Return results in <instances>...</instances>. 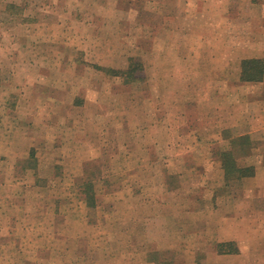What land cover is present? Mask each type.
Listing matches in <instances>:
<instances>
[{"label":"crops","instance_id":"0c3cea01","mask_svg":"<svg viewBox=\"0 0 264 264\" xmlns=\"http://www.w3.org/2000/svg\"><path fill=\"white\" fill-rule=\"evenodd\" d=\"M55 1L42 0L37 8L32 1H24L28 17V10L33 8L42 12L41 18L45 21H36L33 17L25 19L22 40L65 41L56 55L74 58L76 55H88L82 43L89 42L90 55L95 60H86L92 64L81 63L80 66L64 68L70 72L89 70L88 67L94 68L93 64L108 70L126 71L130 67L131 54H127L126 60L115 63L114 48L101 52L99 44L114 40L118 34H122L123 40H130L135 32V40L146 39V27H143L148 23L146 11L154 16V24H150L157 28L153 50L149 54L141 52L142 57L152 55L155 58L151 69L155 73L153 100L156 104L155 140L152 144L155 152L160 153L164 150L162 136L167 133L170 141L165 152H186L193 157L192 163L176 161L178 163L173 166L186 171L201 169L206 175L201 196L190 198L195 203V210L187 213L195 217L205 216L202 233L208 240L203 239V242L212 254H208L204 264H226V260L233 261V264H264V0H60L59 14L64 12L59 19L60 25L55 23L54 10L58 8ZM131 9L138 10V13L134 14ZM33 26H36V32ZM72 44L74 46L71 47ZM122 54L126 55V52ZM253 60L260 61L261 65L259 69L254 67V76L248 77L247 73L253 68L246 71L244 63ZM81 77L74 75L71 77L73 80H69L64 76L59 86L69 91L44 98H16L18 85L11 86L10 82L0 81V97L7 89L4 106L11 110L7 115L0 112V164L3 163L11 172L23 164L18 154L24 153L23 159H26L25 166H21L24 176L16 177L14 174L11 180L1 178L0 182L6 183L1 185L3 189L7 185L19 184L25 185L27 192L39 189L44 178L36 172L42 167L50 169L45 177L50 183L53 179L66 182L69 164L68 157L62 154L68 152L67 144H72V151L79 155L99 150L96 144L91 143L89 147L87 140L98 131L104 119L106 126L116 120L109 106L105 114L99 111L102 102L97 82L93 90L89 86H81L78 92L73 93L74 85H78L76 81ZM167 88L171 89L170 103L164 100L167 97L163 91ZM44 103L58 108L52 112L46 109L38 112L34 106ZM165 103L172 105L170 114L163 112ZM18 105H25L26 111L22 112L16 107ZM67 106L72 109L70 114L60 111ZM15 108L16 111H13ZM145 116L142 114L140 117L144 119ZM19 119L28 126L24 132L19 129ZM125 119L130 124V117ZM33 122L43 133L40 141L36 137L38 134L34 133ZM174 122L177 124L174 125ZM55 130L57 134L65 132L66 136L61 133L58 136L46 135L55 134ZM129 131L131 134V129ZM67 133L73 136L72 142H66ZM93 139L96 136L91 141ZM190 139L194 144H179ZM235 140L239 143H233ZM229 153L234 157L236 169L244 170L246 175L240 172L227 174L229 162L225 157ZM44 160L45 165L42 163ZM89 160L92 157H81L75 165L80 173L75 175L74 195L81 201L88 199L84 194L86 182L82 175L84 168H88L84 165ZM166 168L171 169L169 166ZM183 173L179 171L176 175L182 179ZM4 175L9 176V172L0 177ZM176 189L166 182L161 187L165 193ZM90 192V200L98 206V193L93 186ZM106 196L108 200L112 195L107 193ZM2 199L7 200V194H2ZM203 203L205 207L199 206ZM82 211L76 208L73 212ZM8 216L15 218L12 212ZM80 222L83 223L82 220ZM11 225L0 228V248L16 242V230ZM191 231L201 233L198 228L191 227ZM74 245L77 250L82 248L81 242L75 241ZM145 246L139 248L143 250ZM123 247L128 249V256L131 255L130 245ZM77 254L81 261L82 255L76 251ZM139 257L144 264L147 263L146 252L139 253ZM10 259L13 261V257Z\"/></svg>","mask_w":264,"mask_h":264},{"label":"rangeland","instance_id":"374dc122","mask_svg":"<svg viewBox=\"0 0 264 264\" xmlns=\"http://www.w3.org/2000/svg\"><path fill=\"white\" fill-rule=\"evenodd\" d=\"M24 1L26 0H0V81L10 82L11 86L18 85L16 98L20 96L44 98L63 95V92L69 91L60 89L59 85L62 82L60 80L64 76L69 80H73L71 77L74 75L82 76L79 80H74L78 85H74L73 93L78 92L81 86H89V89L93 90L92 87L97 82L102 102L99 111L105 114L107 108L110 107L116 121L106 126L107 122L104 119L103 123L98 126V131L87 140L89 147L91 143L98 146L97 152L75 154L72 151L73 145L67 144L68 152L66 150L67 153L62 154L68 157L69 168L66 182L61 181L60 183L59 180L53 179L50 183L48 177L45 178L50 169L45 167L36 172V175L44 178L43 184L37 190L27 192L26 186L22 184L7 185L6 189H3L1 185L6 183L0 182V228L10 227L9 224L12 223L11 226L16 230L14 232L16 242L13 245L4 244L0 248V264H144L142 258L139 257L141 252L147 253L146 264H204L208 254H212V250L207 245L205 247L203 242V239L208 240L202 233L205 216L195 217L194 214L188 215L187 213L195 210L193 209L195 203L190 198L201 196L204 191L202 182L206 175L202 174L201 169L186 171L173 166L174 163L177 164L180 161L192 163L193 157H191L192 154H186V152H178V154L165 152V147H168L166 145L170 141V137L166 136L167 133L162 136L164 150L160 153L155 152L152 144L155 140L153 133L156 129V104L153 100L155 73L152 71L155 58L152 55L142 57L141 52L149 54L153 50L157 28L150 24H154V16L146 11L148 23H146L147 26L143 25L146 27V39L135 40L137 36L135 32L132 33L130 40L125 41L122 34H118L110 42H99L101 52H106L107 48H114L115 63L126 60L127 54H131L130 61L133 60L131 62L138 66L134 71L137 79L127 81L94 64V68L88 67L89 70L65 71L64 68L69 65L92 64L86 61L95 60V57L90 55L89 42L82 43L88 55H76L75 58L70 56V61V57L56 55V52H60V46L66 43L65 41L58 39L49 43L39 39L23 41L25 19L33 17L36 21H45L41 18L42 12H37L33 8L28 10V17ZM28 1H32V5L35 4L36 8L43 3L42 0ZM56 3L58 8L54 10L55 23L60 25L59 19L64 12L59 14V6L62 2L56 0ZM131 10L134 14L138 13V10ZM24 14L27 17H23ZM34 28L36 32V26ZM134 28L139 29V26ZM123 51L126 55L122 54ZM54 85L57 86L53 87ZM7 91V89L4 90L0 97V112L6 115L11 111L4 106V99L8 96ZM170 94L171 89L167 88L163 91V95L167 97L164 100L169 103L172 100ZM166 104L163 106V112L170 114L172 105L167 104L166 106ZM16 107L22 112L26 111L25 105ZM34 107L38 112L41 110L43 112L45 109L52 112L58 108L46 103ZM20 110L17 109V112L19 113ZM13 111H16V108ZM60 111L70 114L72 109L69 110L67 106ZM142 114H146L144 119L140 117ZM127 116L130 117V124L128 120H123ZM33 125H35L34 133L38 134L37 140H42L40 139L43 135L40 133L41 129L35 122ZM18 126L20 130L23 129L21 132L28 127L22 120ZM129 129L132 131L131 134L128 133ZM55 132V134L46 135L58 136L61 133L62 136H66L65 132L58 134L57 130ZM87 134L89 136V131ZM95 136L96 139L91 141ZM67 138L66 142L73 141V136L69 133H67ZM179 144L181 146L192 145L194 142L190 139L186 143L180 141ZM18 155L22 158L21 166H25L26 159H23L25 154L21 152ZM81 157H92V160L84 165L88 168H84L82 175L84 183L86 182L84 186L86 189L84 194L88 198L86 201L77 200L78 197L74 195L75 175L80 173L75 165L76 162H80ZM42 163L45 165V160ZM21 166L10 172L1 163L0 175L9 172V176L4 175L0 179L9 178L11 180L14 174L16 177L24 176L25 171ZM162 166H169L171 169ZM179 171H184L182 179L176 175ZM164 182L177 189L165 193L161 190ZM91 185L98 193V206L94 200H90ZM78 190L77 187L76 191ZM107 193L112 195L108 200ZM2 194H7L8 199H2ZM205 205L204 203L199 204L203 207ZM76 208L83 211L74 213ZM10 212L13 216L15 215V218L8 216ZM191 227L200 229L201 233L192 232ZM210 237L214 239L213 234ZM75 241L81 242L82 248L75 249ZM126 245H130L131 255L129 256L128 249L123 247ZM142 245L143 247L146 245V249L141 250L139 247ZM76 251L82 255L81 261ZM76 259L78 262H75ZM225 263L233 264V261L226 260Z\"/></svg>","mask_w":264,"mask_h":264},{"label":"trees","instance_id":"16d2710c","mask_svg":"<svg viewBox=\"0 0 264 264\" xmlns=\"http://www.w3.org/2000/svg\"><path fill=\"white\" fill-rule=\"evenodd\" d=\"M133 62V60H131ZM130 63V67L129 69H127L126 71H118V70H106L107 72H110V74L113 73V75L115 76H121L122 78L126 79L127 81H132V80H135L137 79L136 76H134V71L136 70V68L138 66H136L137 64H133V63ZM261 65V62L260 61H246L244 63V69H246L247 71V68H249V70H251L253 68V71L252 72H249L247 73L248 77L250 76H254V67H256V69H259ZM135 66V67H134ZM242 140V139H240ZM233 143H239V141L235 140ZM241 143V142H240ZM226 161L229 162V167L226 168V171H227V174H233L235 172H240V173H243L246 175V173H244L245 171L244 170H237L236 167H235V163H234V157L232 155V153H229L227 154V156L225 157ZM244 176V175H243Z\"/></svg>","mask_w":264,"mask_h":264}]
</instances>
